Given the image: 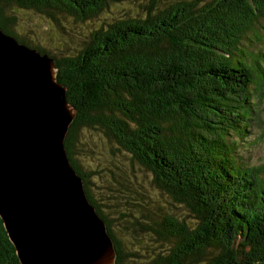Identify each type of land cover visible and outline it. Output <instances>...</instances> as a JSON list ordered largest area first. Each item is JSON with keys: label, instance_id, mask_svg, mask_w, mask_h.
<instances>
[{"label": "trees", "instance_id": "trees-1", "mask_svg": "<svg viewBox=\"0 0 264 264\" xmlns=\"http://www.w3.org/2000/svg\"><path fill=\"white\" fill-rule=\"evenodd\" d=\"M120 1L0 0L2 29L55 61L76 112L65 147L107 223L116 264H264V164L242 156L245 144L253 146L256 102L264 101V47L255 54L248 47L264 29V0H142V15L100 24ZM20 11L56 28L95 22L84 36L68 32L67 52L56 54L61 49L18 32ZM91 131L151 173L172 207L189 214L140 211L143 221L128 231L150 244L127 250L93 197L97 171L79 162L81 138ZM111 165L131 208L138 196L129 181L137 176ZM0 264H21L1 217Z\"/></svg>", "mask_w": 264, "mask_h": 264}, {"label": "water", "instance_id": "water-1", "mask_svg": "<svg viewBox=\"0 0 264 264\" xmlns=\"http://www.w3.org/2000/svg\"><path fill=\"white\" fill-rule=\"evenodd\" d=\"M55 67L0 25V217L21 264H116L65 147L76 112Z\"/></svg>", "mask_w": 264, "mask_h": 264}, {"label": "rangeland", "instance_id": "rangeland-1", "mask_svg": "<svg viewBox=\"0 0 264 264\" xmlns=\"http://www.w3.org/2000/svg\"><path fill=\"white\" fill-rule=\"evenodd\" d=\"M141 4L142 0H121L120 5H112L110 7V10L112 9L111 13H109V11L103 13L99 19V22L101 24L102 21L110 22L118 18L121 19L123 18L121 15H142V10L140 8ZM18 13H20L18 16V21L20 23L18 32L27 38L41 39L40 41L42 43L53 49H61L62 40L66 39V34L68 32L74 33V35L79 34L84 36L86 30L93 26V23L95 22L94 21L87 26L81 25L79 28L72 30V28L65 25H62L61 28H56L49 21H45L28 12L20 11ZM261 27H264V22H262ZM29 32L32 33L30 34ZM259 34L260 35L258 37L251 36L252 41L249 43L252 44L251 46H248L250 49L249 51L254 54L259 53L264 47V29L261 30ZM65 52H67V49L66 47H63L60 51L55 53L61 54ZM263 103L264 101L256 102V111H259V114L256 118L257 121L253 122L251 128L252 134L249 136L253 146L250 147L248 144H245L242 149L243 151L245 148H247L242 153V156L245 160H250L253 167L264 164ZM91 133L92 134L86 133L85 135L84 132L83 137L81 138L84 148L81 150V153L83 154L79 157V162L84 167L95 169L97 171V176L93 178L92 184L90 186L93 197L101 204L102 209L112 220V231L117 239L124 241V246L127 250H136L140 248L139 245H144L145 243L150 244L149 238L137 241V239L131 237L135 235L129 233L128 231L131 227H133L135 222L138 220L143 221L139 214L140 211L146 210L145 213L150 218H153L151 212L156 211L159 208H161V213L175 212V214L179 217L189 214L188 210L184 207L178 206L179 208L174 209L171 205L172 200L168 196L158 191L154 186L151 173L138 165L133 166L129 157L123 155L122 153L124 152L118 150L116 144L106 140L99 133L93 131H91ZM112 163L115 166H119L123 163L122 167L126 169L131 176H137L136 181L133 178L129 181L130 185L133 186L134 193H136L138 196V200H136L134 195L132 202L133 205L131 208L125 204L129 201L124 199V195L120 193V188L115 183L112 173L109 172L112 168ZM118 195L121 196V198ZM122 214L130 215L133 218L124 220L121 216Z\"/></svg>", "mask_w": 264, "mask_h": 264}]
</instances>
